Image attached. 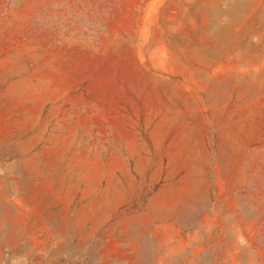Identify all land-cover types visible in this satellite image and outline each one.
Masks as SVG:
<instances>
[{"label": "rangeland", "instance_id": "374dc122", "mask_svg": "<svg viewBox=\"0 0 264 264\" xmlns=\"http://www.w3.org/2000/svg\"><path fill=\"white\" fill-rule=\"evenodd\" d=\"M0 264H264V0H0Z\"/></svg>", "mask_w": 264, "mask_h": 264}]
</instances>
